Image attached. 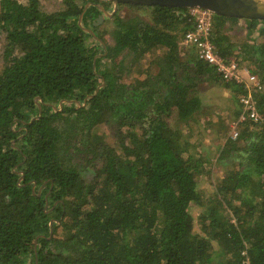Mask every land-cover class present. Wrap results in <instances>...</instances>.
<instances>
[{"label":"trees","instance_id":"trees-1","mask_svg":"<svg viewBox=\"0 0 264 264\" xmlns=\"http://www.w3.org/2000/svg\"><path fill=\"white\" fill-rule=\"evenodd\" d=\"M96 4L112 5L63 0L48 12L41 0H1L0 264H264V43L250 42L264 36V20L243 19L249 35L236 44L226 25L241 19L214 14L217 51L262 81L263 120L243 122L238 141H226L220 158L238 166L204 199L198 175L209 159L194 156L169 118L176 112L186 125L195 117L206 76L234 96L243 87L181 46L195 27L189 8L120 4L151 18L119 11L110 43L94 24ZM147 55L158 70L124 81ZM103 124L115 129L114 144L98 133ZM91 166L87 179L82 167ZM194 203L203 207L202 233Z\"/></svg>","mask_w":264,"mask_h":264},{"label":"rangeland","instance_id":"rangeland-1","mask_svg":"<svg viewBox=\"0 0 264 264\" xmlns=\"http://www.w3.org/2000/svg\"><path fill=\"white\" fill-rule=\"evenodd\" d=\"M22 3H27L28 0H18ZM42 8L45 11L52 12L63 8V0H41ZM113 7H109V11H112ZM122 18H129L132 16H140L147 21H150L151 12L142 9H133L131 7H120L117 9V14ZM113 16L105 19L99 24V31L106 37V42H112V38L109 35L114 28ZM227 33L231 36L233 42L236 44L243 43L247 40L248 33L246 23L243 19L238 22H228L226 25ZM257 41V43H264V36L255 32L250 42ZM89 44H96L99 50H101L102 44L95 38L89 39ZM6 45V33L0 29V73L4 65V50ZM185 48V47H184ZM186 51H190L192 47H187ZM102 52H99L101 54ZM154 55H147L140 60L134 71L133 67H130L131 71L127 72L124 76V81L131 82L134 77H144L143 73L146 70L156 72L158 68L150 64ZM225 58V57H224ZM226 59V58H225ZM247 65V64H246ZM249 66V65H247ZM250 67V66H249ZM139 71H143L138 73ZM199 96L202 99V107L196 113L195 117L183 125V121L178 119L177 113L174 112L169 118L171 126H180L183 129L184 136L191 143V152L197 158H207L209 160L203 162L204 172L198 175V186L200 193L204 199L212 198L216 194L218 182L222 179L225 172L228 169L237 168L238 162L231 159H221L220 154L222 147L225 145L228 139L238 141L232 137V125L237 122L234 117L236 111L240 109V94L234 96L233 92L224 86L221 81H217L215 77H204L200 81ZM239 134L244 128L243 124L238 125ZM98 133L104 135L105 140L110 144H114L116 138L114 133L115 129L110 125L103 124L98 127ZM95 168L82 167L83 176L90 179ZM206 171V172H205ZM203 211V207L197 206L195 203L191 205L190 212L194 217V227L197 231L201 232V224L199 222V216ZM229 213V211H228ZM230 214V213H229ZM230 217V216H229ZM233 218V217H231ZM202 233V232H201Z\"/></svg>","mask_w":264,"mask_h":264},{"label":"built area","instance_id":"built-area-1","mask_svg":"<svg viewBox=\"0 0 264 264\" xmlns=\"http://www.w3.org/2000/svg\"><path fill=\"white\" fill-rule=\"evenodd\" d=\"M1 13V0H0ZM189 13L194 18L195 27L188 31L180 41L183 47H194L200 59L204 60L215 69L224 82L237 84L243 87L240 94L241 113L237 122L232 125V137L239 136L238 125L251 120L259 123L263 120L260 115L255 93L263 89L260 77L254 73L251 67L241 63L237 59H225L218 51L212 39L214 13L200 7L189 8Z\"/></svg>","mask_w":264,"mask_h":264},{"label":"water","instance_id":"water-1","mask_svg":"<svg viewBox=\"0 0 264 264\" xmlns=\"http://www.w3.org/2000/svg\"><path fill=\"white\" fill-rule=\"evenodd\" d=\"M109 1L112 3L113 10L105 9L101 4H96L102 13L94 22L95 25L101 24L105 19L115 15L120 4H131L138 6H163V7H179V8H192L200 7L212 11L216 15H221L229 18L239 19H259L264 20V0H97ZM94 4L92 1L85 5L84 11ZM83 19V14L80 15V23ZM86 31L92 33L95 39L101 44L103 41L91 29L84 28ZM105 46V44H103ZM96 65V58L94 60V67ZM63 101L60 103L62 108ZM86 104L85 103L83 105ZM81 106L80 102H77ZM40 106V105H39ZM41 107V106H40ZM57 109V107L55 108ZM41 112V111H40ZM41 115V114H40Z\"/></svg>","mask_w":264,"mask_h":264},{"label":"flooded vegetation","instance_id":"flooded-vegetation-1","mask_svg":"<svg viewBox=\"0 0 264 264\" xmlns=\"http://www.w3.org/2000/svg\"><path fill=\"white\" fill-rule=\"evenodd\" d=\"M101 3V2H100ZM120 8V7H119ZM115 14H117V13H115ZM114 17V16H113ZM99 55H103V53H101V54H99Z\"/></svg>","mask_w":264,"mask_h":264}]
</instances>
